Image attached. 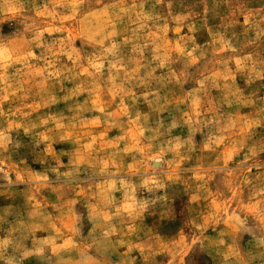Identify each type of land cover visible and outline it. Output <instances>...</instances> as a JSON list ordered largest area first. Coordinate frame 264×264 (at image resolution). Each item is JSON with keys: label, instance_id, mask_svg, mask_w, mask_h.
I'll return each instance as SVG.
<instances>
[{"label": "rangeland", "instance_id": "1", "mask_svg": "<svg viewBox=\"0 0 264 264\" xmlns=\"http://www.w3.org/2000/svg\"><path fill=\"white\" fill-rule=\"evenodd\" d=\"M0 264H264V0H0Z\"/></svg>", "mask_w": 264, "mask_h": 264}]
</instances>
